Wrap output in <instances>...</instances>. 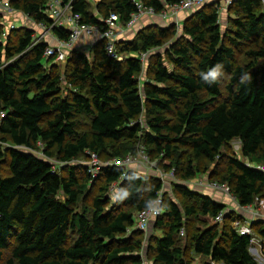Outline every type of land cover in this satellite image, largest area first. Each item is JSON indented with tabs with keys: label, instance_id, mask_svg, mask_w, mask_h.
Listing matches in <instances>:
<instances>
[{
	"label": "trees",
	"instance_id": "obj_1",
	"mask_svg": "<svg viewBox=\"0 0 264 264\" xmlns=\"http://www.w3.org/2000/svg\"><path fill=\"white\" fill-rule=\"evenodd\" d=\"M49 1L10 3L16 14L51 29ZM60 1L72 2L81 23L100 30L111 14L126 25L137 12L131 0H100L95 8L89 0ZM181 1L141 0L157 14ZM217 5L193 13L181 33L174 24L154 25L117 42L121 61L107 55L104 42L93 60L72 50L65 71L45 56L50 46L35 37V27L17 26L3 37L0 22V167L7 163L0 169V264H142L147 235L135 229L136 217L156 200L161 180L138 166H109L96 178L75 163L91 154L125 159L141 147L174 170L184 206L164 195L163 215L153 224L161 235L148 238L154 264H194L195 256L200 264H259L252 238L233 226L242 214L215 223L227 204L185 184L203 175L229 186L241 206L264 201L257 168L264 165V4L233 0L226 28ZM6 16L0 12V21ZM51 31L61 41L71 35L64 27ZM131 54H148L147 62ZM217 65V82H204L201 73ZM234 142L244 161L226 155ZM252 229L264 249V221Z\"/></svg>",
	"mask_w": 264,
	"mask_h": 264
},
{
	"label": "built area",
	"instance_id": "obj_2",
	"mask_svg": "<svg viewBox=\"0 0 264 264\" xmlns=\"http://www.w3.org/2000/svg\"><path fill=\"white\" fill-rule=\"evenodd\" d=\"M134 2L137 12L131 15L129 22L126 27L132 28L140 19L141 16L157 15L153 7H146L141 0H131ZM264 4V0H261ZM208 0H182L180 4L169 6L167 10H164L159 14L163 19H168L172 14H177L182 11H198L200 8L207 5ZM212 3H218L216 6L218 13L222 15L228 12L229 7L232 5L233 0H223L222 2L213 0ZM72 2L64 4L60 0H50L47 4L46 13L53 21V27H64L71 32L68 41H60L58 46H50L47 48L45 56L47 58H54L55 62L63 63L67 61L68 56L72 50L75 49L77 42L82 37V35H94L95 33H100L102 36V42H104V47L107 55L110 58L120 60L121 56L117 51V30L121 25L120 17L116 14H111L109 18L104 20L105 27L100 30L96 26H89L81 23V15L76 14L72 11ZM0 12H6L10 16H15L16 12L11 6L10 0H0ZM169 12L171 15H169ZM17 22L15 24L11 23L5 28V33L3 37L8 36L11 30L17 27ZM179 25L177 22L176 26ZM40 27L45 31H51V29L46 28L45 25L41 24ZM138 58L145 64L148 59V54L139 55ZM5 115H0L2 119ZM94 177L100 173L103 168L109 166H115L130 170L132 166H138L145 169L147 172H157L161 175L162 190L160 191L156 200H154L149 208L142 212H139L136 217L135 229L141 230L144 233H148L152 224L163 215V205H164V195L165 187L167 185L171 186V183L176 182L177 178L175 176L174 170L167 173L166 176L164 171H160L157 165L149 158L145 149L141 147L137 155H129L125 159H113L109 161H102L96 154L90 155V163L87 165ZM257 168L264 172V165L257 166ZM142 170V169H141ZM125 176V175H124ZM124 178V177H123ZM192 190H194L190 185L198 187L196 190L203 192H218L223 198L218 200L220 202L230 203V206L226 210L222 211L216 218L215 223L222 224L225 216L230 212H236L237 214H242L243 219H239L234 222L233 226L238 234L242 236H249L252 238V247L254 249H262L263 242L260 237H258L252 229V224L256 221H264V201L256 199L253 205L241 206L236 197L232 194L229 186L221 184L219 182L210 181L207 176L200 177L199 181L193 183L192 181L186 184ZM116 187V185H115ZM182 231V235H184ZM144 252L142 250L141 257L143 258L142 264H150L144 257ZM218 264V263H213Z\"/></svg>",
	"mask_w": 264,
	"mask_h": 264
},
{
	"label": "crops",
	"instance_id": "obj_3",
	"mask_svg": "<svg viewBox=\"0 0 264 264\" xmlns=\"http://www.w3.org/2000/svg\"><path fill=\"white\" fill-rule=\"evenodd\" d=\"M88 1V0H87ZM97 1V0H96ZM100 1V0H98ZM213 0H208L207 4H211ZM216 1H220L222 2L223 0H216ZM92 2V1H91ZM95 2V1H94ZM168 9V6L166 7V10ZM193 13H195L194 11H182L179 12L177 14H172L169 12V15H171L168 19H163L161 16H159V14L157 15H143L140 17L139 21L132 27H126V25L121 24L119 27V30H117V42H126L129 43L133 40H135V38L137 37V34L140 33L143 29H146L148 27L157 25L160 27H167L173 24H177V21H179L181 23V25L183 24V22L190 17ZM20 14V18L17 19V26H25L27 28H34L36 34L35 37L39 40V41H45L49 46H58L60 41L58 38H56L52 33L50 34L49 31H45L44 29H42L40 27V25L35 24L34 22H32L28 17H26L25 15ZM17 15V14H15ZM228 12L223 13L222 15H220V19H221V23L222 21H224L226 18L228 19ZM28 19V20H26ZM36 25V26H35ZM51 32V31H50ZM49 33V34H48ZM50 35L51 38H50ZM100 42H102V36L100 33H95L94 35L88 36V35H82V37L79 39V41L76 44V47L74 50H81L82 53H91L94 51V47H96ZM132 57H137L138 54H131ZM124 59V55H121V60ZM136 170H139L138 167H136ZM141 172L144 174H152L153 171L151 172H147L145 169L141 168ZM140 171V170H139ZM157 173V172H154ZM187 184V183H185ZM194 191H197L199 193H203L205 195L210 196L214 201H218L220 199L223 198V196L218 193V192H213L211 194V192H203L200 190H196L198 187H194V185H190ZM213 195V196H212ZM220 198V199H219ZM226 203V202H225ZM228 204V203H226ZM229 206V204L227 205ZM154 224V223H153ZM152 224V225H153ZM253 247L250 249L252 255L254 256L253 253ZM256 250V249H254Z\"/></svg>",
	"mask_w": 264,
	"mask_h": 264
},
{
	"label": "rangeland",
	"instance_id": "obj_4",
	"mask_svg": "<svg viewBox=\"0 0 264 264\" xmlns=\"http://www.w3.org/2000/svg\"><path fill=\"white\" fill-rule=\"evenodd\" d=\"M92 1V2H91ZM95 1V2H94ZM89 2L91 3V6H92V8H95V6H96V4L99 2L98 0L96 1V0H89ZM20 18V14H17V15H15V16H6L5 17V19H3V20H1L0 22L1 23H3L2 21H4V22H6V26H8L9 24H11V23H13V24H15V21H17V19H19ZM26 20H28V19H26ZM227 21H228V19L226 18L224 21H222V23H221V25H222V27L223 28H226V26H227ZM177 22H179V21H177ZM17 24V23H16ZM36 26V25H35ZM18 27H19V25H18ZM176 30H177V32L178 33H181L182 32V26H181V23L179 22V25H177L176 27ZM50 34L52 33V31L51 32H49ZM48 33V34H49ZM53 34V33H52ZM51 36L52 35H50V38H51ZM78 52L79 53H82V51L81 50H78ZM86 54V56H87V58H89L90 60H93V56H92V54L91 53H88V52H86L85 53ZM70 55V54H69ZM66 61L65 62H63V63H61V65H64V66H60L61 67V69H62V71H65V66H66ZM60 69V70H61ZM87 126V123H85V121H84V123H83V130H85L84 129V127H86ZM87 129V128H86ZM226 155H228V156H234V157H237V158H239L240 160H242V156H241V146H240V144L238 143V142H234V143H232V145L231 146H229V148L228 149H226ZM38 156H44L43 155V153L42 152H39V153H36ZM236 154V155H235ZM49 161L50 162H54L55 164H57V163H60V161H57L56 159L55 160H53V159H49ZM242 161H244V160H242ZM75 163H77V164H86V165H88L89 163H90V159H84V158H82V159H80V160H78V161H76ZM154 164H156L157 165V168H158V170H160V171H164V174H165V176H166V174L167 173H169L168 171H165L164 170V168L159 164V162L158 161H154ZM1 167H2V169L3 170H7V163H5L4 165H1ZM1 167H0V169H1ZM1 169V170H2ZM136 169L137 168H135L134 166H132L131 168H130V170H134V171H136ZM151 176H156V177H158L159 179H161V175H158V173H152V174H150ZM98 177V175H96V178ZM200 177H203V175H201V176H197L192 182L193 183H195V182H197V181H199V179H200ZM174 183H179V179L177 178V180H176V182H174ZM174 183H171V186H169V185H167L166 187H165V194H166V199L168 200V199H173L174 201H176L178 204H179V206L181 207V208H184V206H183V203H182V198H181V196L179 195V194H177V192H175L174 191V186H173V184ZM94 191L95 192H93V194L88 198V200H85L84 201V203H85V205L86 206H91V204H92V198L97 194V191H98V187H96L95 189H94ZM110 197H111V199H112V202H117V200H118V195H119V191L117 190V187H115V185H113L111 188H110ZM213 192H211V194H212ZM213 196V195H212ZM229 204V206H230V203H228ZM227 204V205H228ZM200 224V222L199 221H194L193 222V227L195 226V228L197 227V225H199ZM153 234H156V235H161V233L159 232V231H156V229H155V226H151V228H150V230H149V232L146 234L147 236H145V241H144V246H146V247H144L143 248V252H144V257H145V259L147 260V262H149L150 264H154V262L151 260V255H150V253L148 252V254H147V250H148V247H149V237L151 236V235H153ZM185 242V241H184ZM253 253H254V257L256 258V260L259 262V264H264V249L262 248V249H256V250H254L253 249ZM148 256H149V260H148ZM201 258L200 257H198V256H195V259H194V264H200V262H201Z\"/></svg>",
	"mask_w": 264,
	"mask_h": 264
},
{
	"label": "clouds",
	"instance_id": "obj_5",
	"mask_svg": "<svg viewBox=\"0 0 264 264\" xmlns=\"http://www.w3.org/2000/svg\"><path fill=\"white\" fill-rule=\"evenodd\" d=\"M169 7V6H168ZM166 10V9H165ZM176 26V24H174ZM183 26V24L181 25ZM222 68V65H217L211 70L201 73V79L206 83H215L217 82L218 77L221 75V72L218 69Z\"/></svg>",
	"mask_w": 264,
	"mask_h": 264
}]
</instances>
